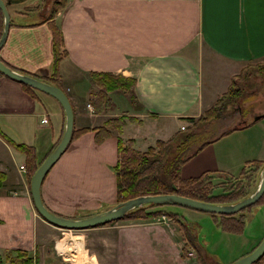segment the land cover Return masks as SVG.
Wrapping results in <instances>:
<instances>
[{
	"label": "crops",
	"instance_id": "1",
	"mask_svg": "<svg viewBox=\"0 0 264 264\" xmlns=\"http://www.w3.org/2000/svg\"><path fill=\"white\" fill-rule=\"evenodd\" d=\"M5 3L9 26L0 47V60L14 71L53 82L61 90L80 87L85 96L96 90L90 72L134 79L135 105L130 104L128 95L113 92L127 108L117 110L112 99L109 109L92 115L96 117L92 120L100 123L77 122V109L71 102L73 129H87L73 134L53 164L54 170L48 171L41 182V200L55 213L62 207L67 211L99 210L104 204L97 194H112L114 202L116 137L129 140L135 150L145 151L154 140L179 134L182 123L191 124L214 103L241 66L264 61V0H64V6L51 18L42 19L26 10L13 13L10 0ZM52 26L58 28L65 50L56 67H52ZM44 94L36 90L29 93L0 73V131L34 150L38 144L44 152L41 157L56 145L64 124L60 105ZM114 108L119 114L113 113ZM125 114L130 120L125 119L119 130L95 141L93 127L111 115ZM42 117L46 123L39 122ZM223 120L219 122H231V118ZM252 122L200 148L180 166L179 176L196 177L203 172L239 176L243 164L250 160L248 152L257 145L247 133ZM228 124H224V131L229 129ZM4 154L12 161L18 156L23 160L22 154L0 135L1 164ZM8 168L0 167L6 179ZM13 183L10 180L0 188V250L19 247L36 254V249L42 248L36 236L39 232L43 240L41 232L50 224L36 215L31 199L25 192H17ZM75 191L95 195L76 207L59 204ZM143 229L152 236L121 234L124 261L132 256L135 262L141 256L147 264H158V253L166 249L178 258V242L167 232L174 241L170 240L163 232L167 230L164 226ZM158 243L159 247L152 250V244ZM57 246L64 251L63 244ZM107 260L112 261V255ZM179 260L175 263L186 264L190 259Z\"/></svg>",
	"mask_w": 264,
	"mask_h": 264
},
{
	"label": "rangeland",
	"instance_id": "2",
	"mask_svg": "<svg viewBox=\"0 0 264 264\" xmlns=\"http://www.w3.org/2000/svg\"><path fill=\"white\" fill-rule=\"evenodd\" d=\"M58 2L59 0H10L9 4L13 13L20 10H26L27 13L34 16L36 19H42L52 15L53 11L50 10V8L53 7L54 9V7L57 6ZM51 17L52 16H50L49 18ZM2 25L3 21L1 15L0 33L2 31ZM258 64H260V66L255 67L254 69H250V67L245 68L244 66H241L238 69V72L231 76L228 84V86L231 85V87L228 90V94L226 95L228 97L224 99L225 102H220L214 105V103L216 102L215 100V102L209 106L212 107L214 105V110L215 108L220 107V112L217 113L215 118H212L208 122H206L209 123L215 119L213 124L208 126H202L205 123L198 121L197 118H200L199 116H202L205 113V109L196 118V120L193 121L194 123H182L183 126L180 129L183 130L179 129V134L174 133L167 139L156 140L169 141V145H171L172 148H180L182 150V155L190 154L194 148L200 149L207 143L217 138H220L223 135H226L228 131L240 128L241 125V127H243V125L248 126L246 124L252 122V117L254 115L263 114V116L256 119L254 123L252 122L247 133H249V138H251L252 136V144L254 145V143H257V145L251 148V150L248 152V157L250 160H252L250 163L253 162V159L259 160L264 157V61L258 62ZM237 74L239 76H237ZM231 80L234 81L231 82ZM41 81L46 82L45 80ZM46 83L56 85L53 84V82ZM226 90L224 92H226ZM62 91L65 93L72 109L73 125V105L77 109V122L100 123V121L92 120L96 117L92 116L93 114H95V111L93 106L89 102L90 93L85 96V90H83L82 92V89L80 87L76 90L73 89V86H71L70 90L64 89ZM123 95L125 94L123 93ZM221 95H219L218 97H220ZM229 95H233L234 97H230ZM109 96L111 102L113 99L114 102L117 103V110L127 108L125 103L121 99L117 98V96H119L117 93H109ZM48 98H51V100H54V102H56L57 104V101H55V99H52L53 97ZM71 102L73 105L71 104ZM113 111V113H115V108ZM116 113L118 112L116 111ZM236 113L238 114L236 115ZM221 114H224V116L222 117ZM111 116L113 118V115ZM115 116H123V122H125V119L130 120V117H128L126 114ZM221 118L224 119L223 121H225V119L231 118V122H225L221 124V121L219 122ZM41 119L39 120L40 123H46L47 119L45 117H42ZM226 123H229L228 125H226V127L228 126L229 129L224 131V124ZM103 124L104 123L102 122L101 124L95 127H100ZM185 126L188 127L186 128ZM61 133L62 131L60 132L55 143L58 142ZM189 133L192 134L189 135ZM247 133L244 134L246 135ZM17 137L21 138L18 135ZM23 139H26V137H23ZM156 140L153 141L152 145L156 143ZM186 142L187 145H185ZM54 147H52L51 149H53ZM34 148L36 150L35 153L37 154L36 157L39 156L41 158V161L44 160L47 155L43 157L40 156L43 155L44 152L40 151V147L38 146V144H36ZM13 149L22 154L23 160L20 156H18L19 159H16L15 161H12L9 155L8 157H6V154L2 156L1 160L3 161L2 164L0 163V167H9L7 170L8 178L5 179L4 182L8 184L9 181L12 180V182H14V187H17L18 189L17 192H21V194L25 192V196L30 201L31 198L29 194V181L32 176L30 175L31 168L28 163H26V156L23 154V152L15 149L14 147ZM169 158L170 155L167 154L166 158L163 160V165L167 164V160ZM163 165L161 166V168H165ZM54 168V165L51 166L48 170V173L53 171ZM251 170L252 169L249 168L247 170L248 173L246 172L244 174L243 179L241 180L243 182H240L237 179H232L230 176L218 173L206 174L204 176L203 181L207 184L208 187L215 188L217 192L223 189L235 188L237 187L236 185L241 186L240 188H243L248 192H252L258 183L259 176L251 175ZM112 172L114 174L113 170ZM142 180H144V177ZM94 195L95 193L92 192L88 193L86 191H75L74 194L64 196L60 200L59 204H63L64 206L76 207L79 206L82 201L90 200ZM97 195L98 198L101 199V202L105 205H102L99 210L87 211L83 209H78L76 211H67V207H62L54 211L57 212L56 214L64 217L82 218L96 214L118 204L116 203L115 198L114 200L112 198L114 202L111 201L112 194L103 196H100L99 194ZM262 199L264 200V197ZM256 202L262 203L260 202L259 198ZM256 202L251 204L250 206L241 209L240 211H238L239 213H233L236 217H238L240 214L244 215V219L246 220V226L243 231H229L227 229V226H223V228H220L217 225L214 217H212L208 212H201L192 208L178 205H161L156 207L157 209L163 210L165 212H173L176 217L180 219L178 221L175 219V217H170L168 215H165L164 213L148 218H142L138 216H125L126 214H128V211L123 217L119 219L91 228L64 229L48 223L50 225H45L46 229L41 232V235L44 236V239L41 240L39 232L36 236L37 244L38 246L42 245V248H39L38 250L36 249V261L33 264H106V262H109V264H124L125 262L127 264H131L134 261V258L132 256L125 257L126 261H124L123 259V253L121 252V248L123 246V237L121 236V234L123 233L124 235H133L135 233H139L144 236H152V233H149L148 231H145L143 229L145 227L151 226L153 228H162L164 226L167 230L162 229L163 232L165 234L169 232L172 235L173 239H175V242H178L179 245L178 258L174 256V251L168 252L166 249L163 251V253H158V264H166V262L167 264H176L175 260H179V258H189L190 260H186V264H231L234 260L250 253L254 248L257 247V245L264 237V204H257ZM111 203L113 204L105 208L106 205ZM36 215H38L37 212ZM180 223L185 225L182 226ZM51 225L54 227H52ZM184 226H186V230ZM188 235H190V237L193 239V243H188ZM167 236L170 238L171 241H174L172 240V237H170L168 234ZM179 237H181L182 240L179 239ZM149 242L150 241H147L146 243ZM59 244H63L64 251L61 252L59 250L60 248L57 246ZM160 244L161 243L152 244V250L155 249L157 246L159 247ZM190 244L194 245L197 248H195L197 252H195L194 247L190 246ZM109 254L112 255V261H105ZM140 262L143 264H147L146 260L141 256L140 258H136L135 262H133L132 264H139ZM259 264H264V255L261 257Z\"/></svg>",
	"mask_w": 264,
	"mask_h": 264
},
{
	"label": "trees",
	"instance_id": "3",
	"mask_svg": "<svg viewBox=\"0 0 264 264\" xmlns=\"http://www.w3.org/2000/svg\"><path fill=\"white\" fill-rule=\"evenodd\" d=\"M63 6L64 0H59L57 6L54 7V9L53 7L50 8V10L53 11L52 15L50 16H53ZM51 51L52 67H56L58 60L65 55V50L63 48L60 32L55 26L51 27ZM243 66L245 68L250 67V69H254L255 67L260 66V64L246 63ZM54 75L57 74L54 72ZM89 76L96 87V90L94 92H91L89 96V102L93 106L95 113H103L112 106V102L109 96V93L112 92H117L120 94L124 93L125 95L128 94L130 104L135 105V97L133 95V78L124 77L119 74H113L110 72H90ZM237 76L239 75L237 74ZM232 81L234 80H231V82ZM21 85L29 93H31L33 90H36L27 85ZM230 87L231 85L228 86L226 92H223L224 94L216 99L214 105L220 102H225L224 99L228 97L226 95L228 94V90L230 89ZM229 96L234 97L233 95ZM214 105L207 108L205 110V113L202 116L200 115V118H197L199 122L206 123L210 119L215 118L217 113L220 112V107L215 108L214 110ZM103 123L104 124L102 126L94 128L96 142H99L103 138L111 135L113 131L119 130L124 123L123 116L109 118ZM192 123L194 122L192 121ZM86 129L87 128L73 129L72 136L74 133L81 132ZM190 134L191 133H189V135ZM0 135L6 140L7 143L12 145V147L23 152V154L26 156V163H28L31 168L30 175H32L43 160L41 161V159H37L35 150L31 146L26 145L22 142L12 141L11 139L7 138L1 131ZM169 143V141L156 140V143L153 146L148 147L145 151H138L132 148L129 140L123 141L121 138L116 137L117 155L116 162L112 167L115 175L116 203L123 202L137 196L174 193L180 196H186L195 200L212 204H230L247 196L251 192L240 188L241 186L239 185H236L237 187L235 188L223 189L217 192L215 188L208 187L207 184L203 181L204 176L206 174H211V172H203L196 177L181 178L179 176L180 166L199 149L194 148L190 154L182 155L183 152L180 148H172ZM185 145H187V142L185 143ZM167 154L170 155V158L167 160V164L163 165V160L166 158ZM251 161L252 160H248L243 164L240 170V174L239 176H237L240 178H231L243 182L241 180L243 179L244 174L249 168L252 169L250 173L251 175L258 176L264 160L253 159V162L250 163ZM162 165L165 168H161ZM142 176L144 177V180H142ZM5 179V172L0 170V188L5 184ZM263 197L264 192L259 197V200L262 203H256L264 204V200L262 199ZM158 206L161 205L151 203L143 204L141 206H138L137 208L130 210L125 216H138L142 218H148L164 213L165 215H168L170 217H175L177 221L180 220L173 212H165L163 210L157 209L156 207ZM209 214L214 217L217 225L220 228H223V226H227V229L229 231H243L246 226V220L244 219L243 214H240L238 217L234 216V214L236 213ZM180 224L182 226L185 225L182 223ZM184 227L186 230V226ZM187 240L188 243H193V239L190 237V235L187 236ZM263 255H261L251 264H259V261ZM35 258V253L33 254L32 252L19 247L3 248L0 250V264H33L36 261Z\"/></svg>",
	"mask_w": 264,
	"mask_h": 264
},
{
	"label": "water",
	"instance_id": "4",
	"mask_svg": "<svg viewBox=\"0 0 264 264\" xmlns=\"http://www.w3.org/2000/svg\"><path fill=\"white\" fill-rule=\"evenodd\" d=\"M0 12L2 15V31L0 33V47L3 44L6 32L9 26V14L6 4L0 0ZM0 73L18 83L32 87L40 92L50 95L60 105L63 111L64 124L62 133L55 147L47 154L44 160L39 164L29 181V194L33 203L34 209L37 214L47 223L64 229H81L91 228L103 225L104 223L114 221L123 217L128 211L141 206L142 204H156V205H179L188 207L201 212L218 213V214H232L240 211L241 209L255 203L262 192L264 191V163L259 171V180L254 190L247 196L230 204H212L199 200H195L185 196L176 194H162V195H145L128 199L120 202L111 208L98 212L96 214L82 217V218H69L58 215L50 211L42 202L40 197L41 182L50 169V167L59 158L62 152L68 145L73 131V113L71 106L65 93L56 85H52L41 81L30 75L19 73L6 66L0 60ZM263 116L254 115L252 120H256ZM264 254V237L250 253L241 256L234 260L231 264H251L257 258Z\"/></svg>",
	"mask_w": 264,
	"mask_h": 264
},
{
	"label": "flooded vegetation",
	"instance_id": "5",
	"mask_svg": "<svg viewBox=\"0 0 264 264\" xmlns=\"http://www.w3.org/2000/svg\"><path fill=\"white\" fill-rule=\"evenodd\" d=\"M4 1V0H3ZM4 3H5V1H4ZM6 4V3H5ZM222 116H224V114H221Z\"/></svg>",
	"mask_w": 264,
	"mask_h": 264
},
{
	"label": "built area",
	"instance_id": "6",
	"mask_svg": "<svg viewBox=\"0 0 264 264\" xmlns=\"http://www.w3.org/2000/svg\"><path fill=\"white\" fill-rule=\"evenodd\" d=\"M44 119V118H43ZM42 120V119H41ZM42 122V121H41ZM189 255H190V253H189Z\"/></svg>",
	"mask_w": 264,
	"mask_h": 264
}]
</instances>
